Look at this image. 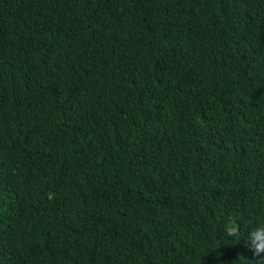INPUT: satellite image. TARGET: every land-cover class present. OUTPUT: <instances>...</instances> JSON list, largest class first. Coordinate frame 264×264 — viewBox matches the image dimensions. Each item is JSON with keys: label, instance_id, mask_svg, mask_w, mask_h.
Listing matches in <instances>:
<instances>
[{"label": "trees", "instance_id": "1", "mask_svg": "<svg viewBox=\"0 0 264 264\" xmlns=\"http://www.w3.org/2000/svg\"><path fill=\"white\" fill-rule=\"evenodd\" d=\"M261 223L264 0H0V264H264Z\"/></svg>", "mask_w": 264, "mask_h": 264}, {"label": "clouds", "instance_id": "2", "mask_svg": "<svg viewBox=\"0 0 264 264\" xmlns=\"http://www.w3.org/2000/svg\"><path fill=\"white\" fill-rule=\"evenodd\" d=\"M242 231L240 224L235 221H232L226 227L228 236L240 235ZM244 242L255 257H261L260 260H264V223L248 230L247 235L244 237Z\"/></svg>", "mask_w": 264, "mask_h": 264}]
</instances>
